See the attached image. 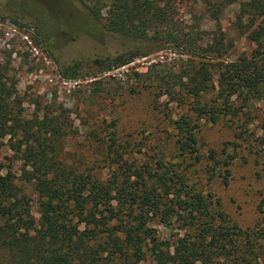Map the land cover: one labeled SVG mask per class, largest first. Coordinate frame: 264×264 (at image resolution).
Wrapping results in <instances>:
<instances>
[{"label":"rangeland","instance_id":"rangeland-1","mask_svg":"<svg viewBox=\"0 0 264 264\" xmlns=\"http://www.w3.org/2000/svg\"><path fill=\"white\" fill-rule=\"evenodd\" d=\"M154 1L170 16L160 42L147 57L105 69L94 60L114 57L149 42L106 32L103 22L93 20L78 0H0L1 100L8 104L14 118L30 122V133L39 142L51 145L48 151L66 170L88 175L102 184L120 173L118 167L124 161L132 170L165 174L170 186H175L177 175H183L191 190L211 194L219 200L229 221L253 233L262 224L258 206L264 199V93L249 101L238 115L222 116L211 123L197 118L186 103L167 95L157 96L154 88L143 85L145 78L134 73H146L149 68L151 76L177 72L192 59L185 47H177L166 38L168 34L181 38V34L193 31L204 41L220 35L230 46L222 57L225 61L240 55L249 57L263 49V41L249 40L237 26L241 4L249 0H232L221 13L213 8L218 0ZM245 23L250 26L251 22L245 19ZM79 61L81 67L75 78L63 72ZM213 80L217 81L216 75ZM234 104L239 107L241 102ZM181 116L197 124V161L182 152L177 143L174 123ZM42 123L45 126L40 129ZM37 142L32 138L25 143L21 130L0 140V172L14 176L36 220L38 195L22 173L32 168L31 154L38 149ZM16 143L21 144L18 152ZM210 150L215 151L211 158ZM233 153L235 159L225 183L222 162ZM123 179L119 176L118 183ZM172 198L163 196L162 200L170 204ZM149 219L148 225L161 239L174 241L185 234L176 218L167 225L159 216L150 215ZM82 229L76 221L69 226L73 236Z\"/></svg>","mask_w":264,"mask_h":264},{"label":"trees","instance_id":"trees-1","mask_svg":"<svg viewBox=\"0 0 264 264\" xmlns=\"http://www.w3.org/2000/svg\"><path fill=\"white\" fill-rule=\"evenodd\" d=\"M78 1L93 20L103 22L106 32L135 42H149L114 57L94 60L105 69L120 68L149 56L170 21L168 10L154 0ZM231 1L218 0L213 8L221 13ZM240 8L238 28L249 40L264 43V0H249ZM192 33H183L181 38L169 34L166 37L175 46L185 47L192 59L177 72H156L152 76L151 68L142 74L134 72L145 78L144 86L154 88L157 96L167 95L186 103L197 118L211 123L222 116L238 115L249 101L262 96L264 48L249 57L240 55L225 61L222 57L230 46L220 35L204 41ZM80 67V61L73 62L63 72L75 78ZM209 95L214 98L209 99ZM236 101L241 102L239 107ZM11 113L0 96V140L21 130L25 143L32 138L38 141V149L31 154L32 168L24 170L22 176L38 195L39 218L33 215L29 199L14 176L0 172V264H264V199L258 206L262 224L251 233L228 220L218 199L191 190L183 175H177L175 186H170L171 180L165 174L132 170L124 161L118 167L120 173L102 184L59 165L48 151L51 145L39 142L30 133V122L16 119ZM43 126L42 123L40 129ZM174 126L180 150L199 160L197 124L181 116ZM110 141L115 142L113 137ZM19 145L14 146L16 152ZM214 154V150L209 151L210 158ZM226 157L222 162L225 183L235 153ZM119 176L124 178L122 183H118ZM171 188L175 191L171 192ZM169 195L174 198L167 204L162 199ZM150 215L159 216L164 225L176 218L185 234L174 241L161 239L157 230L148 225ZM73 221L83 225L75 236L69 230Z\"/></svg>","mask_w":264,"mask_h":264}]
</instances>
